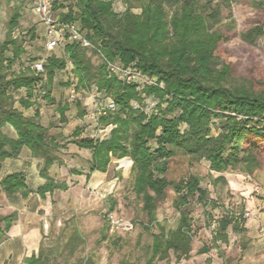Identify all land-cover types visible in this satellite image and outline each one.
Instances as JSON below:
<instances>
[{
	"label": "trees",
	"instance_id": "1",
	"mask_svg": "<svg viewBox=\"0 0 264 264\" xmlns=\"http://www.w3.org/2000/svg\"><path fill=\"white\" fill-rule=\"evenodd\" d=\"M66 1L67 9L58 12V16L65 22H79L94 47L82 48L68 42L64 48H57L63 50V56L53 50L45 58L44 73L36 72L34 63L11 72L13 64L26 53L23 42L15 34L21 18L19 7L13 9L7 21L6 36L0 40V166L6 158L18 156L23 147H28L34 157L44 160L40 174L46 182L38 191L44 198L47 192L68 187L66 182L55 180L49 170L55 163L63 164L59 153L69 143L91 150L87 180L95 171L106 172L113 157H129L135 173L134 190L142 199V208L148 216V223L143 227L152 235L150 253L144 264L169 261L172 253L177 262L188 259L196 229L194 219L189 211L183 210L176 227L166 229L157 221L158 202L169 187L176 192L175 204L180 209L192 199L205 207L212 201L199 175L168 179L169 159L180 150L209 161L211 171L215 172L240 166L251 173L261 168L264 164V91L255 93L227 85L231 67L223 64L219 68L216 54L226 36L212 30L217 9L207 13L200 0H141L140 13L132 11L131 7L136 6L133 0H124L129 6L123 12L114 8L113 0ZM253 5L264 10V0H253ZM263 34L264 22L250 28L244 36L253 42ZM95 55L99 63L92 60ZM106 60L135 65L142 74L155 77L157 84L126 83L108 71ZM68 62L73 64L72 75L60 85L73 86L76 92L83 94L95 87L115 103V109L107 110L98 118L103 126L112 125L106 138L81 136L80 128H76L69 139L63 133L50 134L53 123L44 126L38 120L39 108L30 117L16 106L14 92L25 88L27 97L19 99L22 107H31L32 97L42 98L48 104L57 103L60 122L66 123V112L71 106L66 101H57L52 93L57 84L56 73L66 69ZM148 98L156 101V110L151 113L145 109ZM75 105L78 116L83 117L86 109L82 101L76 99ZM213 119L220 121L217 134H213ZM7 124L17 132L16 138L3 131ZM182 124L186 125L184 130ZM151 141L155 148L150 146ZM71 173L83 172L73 167ZM219 180L225 177L214 178V181ZM0 186L9 194L21 193L27 197L30 193L25 177L18 172L3 177ZM16 218V212L0 215V240ZM243 219L222 216L213 244H204L198 253L216 248L223 258L222 264H230L219 241H229L230 225L234 232H244ZM155 224L160 232H153ZM103 229L106 235L109 232L107 220ZM84 243L81 231L74 227L63 251L67 250V257H71ZM246 249L243 244L242 252ZM54 252V248L42 243L38 253L32 254L26 262L55 263ZM67 259L66 264H94L90 257L78 258L72 263ZM121 264L133 263L123 260Z\"/></svg>",
	"mask_w": 264,
	"mask_h": 264
},
{
	"label": "rangeland",
	"instance_id": "2",
	"mask_svg": "<svg viewBox=\"0 0 264 264\" xmlns=\"http://www.w3.org/2000/svg\"><path fill=\"white\" fill-rule=\"evenodd\" d=\"M60 1L55 4L57 12L67 9L64 7L67 1ZM140 1L133 0L136 5L131 7L133 12L140 13ZM200 4L207 13L217 9V16L212 21V30L226 36V39L220 42L216 54L220 60L219 68L223 64L231 67L227 85L255 93L264 91V34L257 36L253 42H249L244 36L250 28L264 22V10L256 8L253 0H200ZM23 5L20 0H0V40H4L6 36L7 21L13 9L21 7V18L15 34L23 42L26 53L17 64L15 63L14 71L19 66L46 57L51 52L45 49L44 29L40 19ZM125 5L124 0H119L115 3V8L123 12ZM92 60L99 63L97 55L92 56ZM65 75L63 83L68 80ZM66 87L68 90L63 93V101L68 102L77 114L75 100L80 99L89 114L94 116L96 123L91 128L93 132H90L96 137L109 135L112 125L103 126L98 122L100 115L97 112L98 107L106 106L108 98L93 87L85 94L75 91L76 96L70 99L73 86ZM14 100L16 101V98ZM53 108L55 107H50ZM145 109L148 113L155 111L156 101L148 98ZM219 122L218 119H213V134L218 133ZM185 128L186 125L182 124L181 129ZM150 146L156 147L154 141L150 142ZM77 150L72 146L61 150L59 155L66 159L64 162L70 168L84 169L82 166H86V163L84 158L76 157L80 154ZM82 154L88 155L86 152ZM60 170L54 174L55 177L67 181L69 187L56 190L50 195L52 214L42 224V242L45 247L55 250V263L51 264H66L67 258L72 263L78 258L88 257L93 259L94 264H121L123 260L144 264L150 253L152 235L143 227V224L148 223V216L142 208V199L134 190L135 173L132 171L131 158L113 157L106 172L95 173L99 179L97 183L93 180L85 181L83 176H62ZM190 174H197L202 178V185L208 189L212 203L205 207L196 199H192L187 206L180 209L175 204L176 192L171 187L166 189L164 198L158 202L157 221L166 229L174 228L181 211L187 210L194 219L196 229L190 258L177 262L172 253L169 261L162 260L159 264H222L223 258L219 256L218 249L213 248L204 254H199L198 249L204 244H213L218 221L224 215L243 217L242 223L246 228L244 232L236 233L230 225L227 229L229 241H219L225 256L231 260L230 264H264V164L251 173L244 171L240 166L220 173L211 171L209 161L199 160L176 150L169 159L167 178L179 180ZM220 175L224 176L225 180L214 181V178ZM113 202L115 203L111 209ZM109 212L123 221L133 223V229L109 231L105 235L103 226ZM74 227L79 228L85 243L73 256L67 257L68 252L63 251V248ZM153 232H160L157 224L154 225ZM243 244L247 249L242 252Z\"/></svg>",
	"mask_w": 264,
	"mask_h": 264
},
{
	"label": "crops",
	"instance_id": "3",
	"mask_svg": "<svg viewBox=\"0 0 264 264\" xmlns=\"http://www.w3.org/2000/svg\"><path fill=\"white\" fill-rule=\"evenodd\" d=\"M23 6L27 7L26 9L32 12L39 19V17L33 12L30 7L25 4ZM41 25L43 26L45 37V27L42 23ZM51 53L52 51L47 54V56H49ZM55 53L58 56L64 55V52L61 49H55ZM18 61L15 63L17 64ZM34 62L35 61L33 60V62L19 66L18 69L15 70V72L23 70ZM15 63L13 64L12 70L16 65ZM72 68L73 64L71 62H68L66 69L60 70L56 73L55 80L57 84L56 86H54L52 96L57 101H63L65 97L63 93L68 90V87L62 86L60 84L65 74L67 75H65L67 79L72 75ZM63 80H65V78ZM26 97L27 90L25 88L19 89L18 91L14 92V98H16V106L21 109L26 116L30 117L34 116L36 109L39 108L38 120L44 126H49L51 123H53V126L49 131L50 134L63 133L69 139L72 136L74 130L76 128H80L81 136L96 137L95 134H92L90 132H93L91 128L96 123L95 118L94 116L89 114L87 108L84 107L86 109V114L83 117H80L78 116V112L76 114V112H74V110L70 107V109L66 112L68 118L67 122L61 123L59 119L60 115L57 110V103L48 104L42 98L37 99L36 97H32L30 101L34 102V104L29 108H25L20 105L19 99ZM43 103H45L46 105L44 106ZM85 104H87V102ZM51 106L55 108L50 109ZM3 131L10 137H17V132L12 126L8 124L3 127ZM107 136L100 138H106ZM72 146L77 148L78 153H80L79 155H76V157L79 159L84 158L86 166H82L84 169L78 168L83 173H71V168L73 167L70 168V166L65 163L66 159L60 156L63 160V164L55 163L49 170L50 175L57 181L66 182L68 187L69 184L67 181L59 180L54 175L58 170H60L59 168H61L60 171L62 176H83V179L85 181L93 180L95 183L99 182V179H97V174L95 175V173H103L100 171H95L92 174L91 178L87 180V173L89 172L88 160L91 158V150L80 148L74 143H69L66 148H71ZM83 152L88 153V155L83 156ZM43 161V158L34 157L28 147H23L18 156L8 157L4 161H2V164L0 166V181L6 175L16 172L22 173L26 179V183L28 185L30 193L27 197H23L21 193L9 194L3 191L0 186V215H8L12 212L17 213L16 220L13 222L9 230L4 233L0 240V264H27L26 259L34 253L37 254L41 244L43 243L42 240L44 235L42 224L44 221L48 220V218L52 214L53 209L50 195L53 194L56 190H65L56 189L52 193L47 192L44 198L40 197L38 193L39 188L46 182V179L40 174V169L43 165Z\"/></svg>",
	"mask_w": 264,
	"mask_h": 264
},
{
	"label": "built area",
	"instance_id": "4",
	"mask_svg": "<svg viewBox=\"0 0 264 264\" xmlns=\"http://www.w3.org/2000/svg\"><path fill=\"white\" fill-rule=\"evenodd\" d=\"M23 4L30 7L33 12L39 17L41 23L45 27V49L47 51H53L57 48H64L68 42H73L82 48H93V44L90 42L86 33L82 30L79 22H65L60 19L58 12L55 8L57 0H20ZM59 1V0H58ZM119 0H113L115 3ZM122 1V0H121ZM127 8L125 5L124 10ZM116 9V8H115ZM117 10V9H116ZM123 10V11H124ZM45 58H41L34 62L33 68L38 73H44L45 71ZM107 62V69L110 73L117 74L121 80L126 83L143 82L147 84H157L156 78L145 74H142L135 65L125 66L119 60H113ZM160 86L163 84L160 83ZM70 99H74L76 92L74 87L71 89ZM115 103L112 99L108 98L107 104L104 107L97 108L99 115L104 114L107 110L115 109ZM107 221L109 224V231L114 232L116 230L130 231L133 229V223L129 221H123L113 213H107Z\"/></svg>",
	"mask_w": 264,
	"mask_h": 264
}]
</instances>
